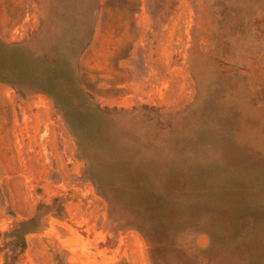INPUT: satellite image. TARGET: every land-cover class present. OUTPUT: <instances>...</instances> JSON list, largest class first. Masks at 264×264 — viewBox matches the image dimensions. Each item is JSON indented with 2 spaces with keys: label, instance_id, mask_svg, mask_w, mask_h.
I'll return each instance as SVG.
<instances>
[{
  "label": "rangeland",
  "instance_id": "374dc122",
  "mask_svg": "<svg viewBox=\"0 0 264 264\" xmlns=\"http://www.w3.org/2000/svg\"><path fill=\"white\" fill-rule=\"evenodd\" d=\"M249 206L264 0H0V264H264Z\"/></svg>",
  "mask_w": 264,
  "mask_h": 264
},
{
  "label": "trees",
  "instance_id": "16d2710c",
  "mask_svg": "<svg viewBox=\"0 0 264 264\" xmlns=\"http://www.w3.org/2000/svg\"><path fill=\"white\" fill-rule=\"evenodd\" d=\"M243 204L241 206V208H243L242 210H240V214L241 215H244V213L246 212L244 209H245V205ZM236 208L232 207V212L235 210ZM246 216L248 218H251L254 222H260V221H263L264 219V208L260 207V206H253V207H250L249 206V209H248V212L246 214ZM208 235H210L212 238L214 237V228H211L209 230H206ZM143 233V232H142ZM144 236L146 235L145 233H143ZM254 240L255 242L258 244H256L255 248L252 249V252H251V257L254 258L253 260H264V249L260 248V236H256L254 235Z\"/></svg>",
  "mask_w": 264,
  "mask_h": 264
},
{
  "label": "crops",
  "instance_id": "0c3cea01",
  "mask_svg": "<svg viewBox=\"0 0 264 264\" xmlns=\"http://www.w3.org/2000/svg\"><path fill=\"white\" fill-rule=\"evenodd\" d=\"M51 104H47L46 106H50Z\"/></svg>",
  "mask_w": 264,
  "mask_h": 264
}]
</instances>
